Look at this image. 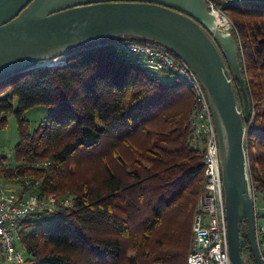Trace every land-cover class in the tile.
<instances>
[{"label": "trees", "instance_id": "obj_1", "mask_svg": "<svg viewBox=\"0 0 264 264\" xmlns=\"http://www.w3.org/2000/svg\"><path fill=\"white\" fill-rule=\"evenodd\" d=\"M212 1L235 26L252 106L250 171L264 199V0ZM115 40L89 42L68 50L66 64L0 81V131L14 114L19 134L15 165L5 153L0 171L40 180L43 194L75 196L54 226L40 227L37 217L24 223L26 264H127L123 240L130 237L131 264H187L205 179L206 139L192 123L195 97L183 80L152 77ZM62 102L66 109L58 108ZM37 105L53 110L32 128L26 112ZM78 156L86 161L72 167ZM42 158L50 165L35 167Z\"/></svg>", "mask_w": 264, "mask_h": 264}, {"label": "water", "instance_id": "obj_2", "mask_svg": "<svg viewBox=\"0 0 264 264\" xmlns=\"http://www.w3.org/2000/svg\"><path fill=\"white\" fill-rule=\"evenodd\" d=\"M136 36L183 58L206 88L218 140L232 264H264L247 145L249 81L208 0H0V81L92 41ZM240 96V97H239ZM246 225L245 229L241 225Z\"/></svg>", "mask_w": 264, "mask_h": 264}, {"label": "built area", "instance_id": "obj_3", "mask_svg": "<svg viewBox=\"0 0 264 264\" xmlns=\"http://www.w3.org/2000/svg\"><path fill=\"white\" fill-rule=\"evenodd\" d=\"M212 12L224 11L208 0ZM243 1V0H229ZM227 18V17H226ZM234 28L233 23L227 26ZM116 45L123 48L127 57L141 65L152 77L162 81L183 80L195 96L196 111L193 125L206 139L205 179L198 196V205L193 220V243L187 264H232L228 239L224 202L222 171L219 161L218 140L209 97L206 88L189 64L166 45L152 40L117 39ZM67 63L66 55L41 60L37 67L57 66ZM5 150L0 141V157ZM37 168H47L50 160L33 162ZM253 182V181H252ZM40 180L30 176H17L14 183L0 171V264H26L23 247V224L30 218L44 221L62 208L73 206L68 198L59 199L54 194H43ZM257 213V240L264 262V225L259 224L262 194L253 183Z\"/></svg>", "mask_w": 264, "mask_h": 264}, {"label": "rangeland", "instance_id": "obj_4", "mask_svg": "<svg viewBox=\"0 0 264 264\" xmlns=\"http://www.w3.org/2000/svg\"><path fill=\"white\" fill-rule=\"evenodd\" d=\"M226 17H227L228 20H230L227 15H226ZM231 22L232 21L230 20V23ZM234 28H235V26H234ZM234 28H232V29H234ZM173 81H175V79L170 81V83L173 82ZM187 90H188V93L191 96V98H194L195 96H194L192 90L189 89L188 87H187ZM183 96L186 97V95H183ZM181 102H182V100H181ZM176 103H178V102H176ZM182 103H187V99L185 101H183ZM14 105H15V107H17V98L14 99ZM66 107H67V103L66 102H62V103H60L58 105V108H60V109H66ZM52 110H53L52 107L45 106V105H37V106H34V107L30 108L26 112V117L30 121L31 127L32 128L37 127L42 121H44L52 113ZM8 118H9L10 124H9V126L6 129L0 131V141H1L2 145H3L5 153L10 156L9 162H12L10 164L15 165V162L13 161V158H14V146L19 140V134H18V129H17V120H16V117H15L14 114H9ZM248 126H249V124H247V127ZM78 155H83V153H80ZM40 160H47V159L46 158H42ZM85 161H86V157L78 156L72 161V167H76V163H83ZM9 182L10 183H14V182H16V179L9 178ZM51 194H54L56 196L55 193H50V194H47V195H51ZM59 196H60L59 199L68 198L70 201L72 200V203L74 202L73 198L75 196L72 193H68L67 192V193L59 195ZM260 201H261V208H260L259 224L260 225H264V199L260 197ZM56 219H57V214L51 215V217H48L46 219V221L40 222L39 226L43 227V228L52 227V226L55 225V223L57 221ZM24 225L25 224H23V226ZM134 234L135 235L133 237L136 238V240L139 239L138 234L136 232ZM131 239L132 238L130 237V238H127V239L125 238L123 240L125 242V244H126V248H128V252L126 254L125 261H122L121 263L131 264L130 260L132 258H135V256H136V251H135L134 246H133L134 243H132V241L130 243H126L128 240H131ZM137 242H138V240H137ZM24 249H26V247H24Z\"/></svg>", "mask_w": 264, "mask_h": 264}, {"label": "bare ground", "instance_id": "obj_5", "mask_svg": "<svg viewBox=\"0 0 264 264\" xmlns=\"http://www.w3.org/2000/svg\"><path fill=\"white\" fill-rule=\"evenodd\" d=\"M215 16H216V23L223 27L226 28L229 25V20L220 12H215Z\"/></svg>", "mask_w": 264, "mask_h": 264}, {"label": "flooded vegetation", "instance_id": "obj_6", "mask_svg": "<svg viewBox=\"0 0 264 264\" xmlns=\"http://www.w3.org/2000/svg\"><path fill=\"white\" fill-rule=\"evenodd\" d=\"M247 252H248V255H249V258H250V264H256L255 261H254V258H253V255H252V251H251V248H250V245L247 241Z\"/></svg>", "mask_w": 264, "mask_h": 264}]
</instances>
